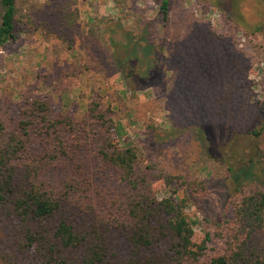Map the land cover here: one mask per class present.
Here are the masks:
<instances>
[{
    "label": "rangeland",
    "instance_id": "obj_1",
    "mask_svg": "<svg viewBox=\"0 0 264 264\" xmlns=\"http://www.w3.org/2000/svg\"><path fill=\"white\" fill-rule=\"evenodd\" d=\"M219 1L171 0L165 26L157 0H18L17 40L0 51V111L15 109L25 94L42 93L56 111L62 99L69 100L72 114L81 118L100 93L124 127L123 139L138 147L144 166L156 164L204 181L187 212L197 220L200 236L211 234V255L228 238L226 222L237 186L264 188V166L250 162L248 139L264 114V30L244 33L264 23V0L229 3L234 23L216 6ZM49 5L51 13L60 12L79 31L73 33L72 48L30 23L29 16L43 20ZM50 12L48 18L58 24ZM188 31L193 38L185 47ZM126 36L147 50L138 48L137 56H130L132 47L121 45L128 42ZM211 37L216 55L203 44ZM111 55L133 69L135 76L128 79L133 90L115 71ZM187 140L194 142L188 158L181 148ZM172 187L183 194L178 183ZM164 195L160 189L158 197Z\"/></svg>",
    "mask_w": 264,
    "mask_h": 264
},
{
    "label": "trees",
    "instance_id": "obj_2",
    "mask_svg": "<svg viewBox=\"0 0 264 264\" xmlns=\"http://www.w3.org/2000/svg\"><path fill=\"white\" fill-rule=\"evenodd\" d=\"M17 1L0 0V51L17 40ZM157 1L167 26L171 0ZM234 2L216 4L233 23L227 8ZM49 12L43 20L29 16L30 23L69 41L72 48L73 33L79 31L60 12H50L58 24L50 20ZM263 30L264 23L244 33ZM192 35L187 32L183 46ZM126 39L121 45L132 47L130 56L146 47ZM203 44L214 51L216 41L211 37ZM110 57L133 90L128 81L135 76L133 69ZM202 76L192 77L198 83L207 77ZM112 114L100 93L81 118L72 114L69 100L62 99L56 111L42 93L25 94L15 109L0 111V264H264L263 187L237 186L239 195L231 200L226 222L228 238L211 255V234L200 236L197 220L187 212L192 194L205 182L162 171L156 164L144 166L138 147L123 139L124 127ZM258 119L259 127L248 133L250 162L264 166V114ZM187 142L181 148L188 158L194 142ZM160 189L165 193L161 199Z\"/></svg>",
    "mask_w": 264,
    "mask_h": 264
}]
</instances>
